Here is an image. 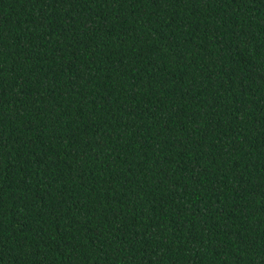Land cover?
Masks as SVG:
<instances>
[{"label": "trees", "instance_id": "16d2710c", "mask_svg": "<svg viewBox=\"0 0 264 264\" xmlns=\"http://www.w3.org/2000/svg\"><path fill=\"white\" fill-rule=\"evenodd\" d=\"M0 264H264V0H0Z\"/></svg>", "mask_w": 264, "mask_h": 264}]
</instances>
